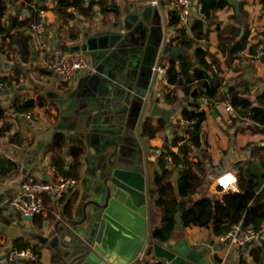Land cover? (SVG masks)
<instances>
[{"label":"crops","instance_id":"obj_1","mask_svg":"<svg viewBox=\"0 0 264 264\" xmlns=\"http://www.w3.org/2000/svg\"><path fill=\"white\" fill-rule=\"evenodd\" d=\"M95 1L94 14L91 19H85L77 14L75 19L65 23L55 9L57 0H35L34 2L37 4L42 3L46 11V18L52 25L44 31H33L30 26L38 19L24 28L25 33L30 37V48L32 49L28 58L23 56L21 48L17 44L18 40L15 43L10 35L0 34V79L7 85L5 90H0V106L6 110L5 118L0 123V156L14 164L7 174L0 175V264H29L24 259L10 262L6 258L9 248H20L23 243H28L29 247L42 254L41 264H65L66 261L63 258L65 250L57 230L59 218L62 215L66 218H78L82 214L83 206L92 196L96 182L94 181L95 169L99 162L97 161L96 138L86 141L83 135L80 137L81 130L75 129L72 121L65 120L64 113L70 109L71 96L75 91L81 89L82 78L93 67L91 58L81 47L90 44L84 34L89 32L90 36H93L99 30L116 28L115 26L120 23L128 3L126 0ZM169 1L161 0V6H158L160 24L168 28V41L171 42V45L185 49L188 54L186 56L178 55L177 60L169 61L167 56L161 59L160 64L165 69V73L158 74L155 90L158 91V100L164 108L169 109L177 104H180L181 107L171 118L174 122L171 129L163 118H144L139 131L144 141L143 144L147 148L150 186H153L154 174L164 172L158 158L163 146L167 142L172 145V139L175 136H181L182 139L178 144L173 145L172 149L179 154L182 160L176 165L171 157H167V167L172 170L169 178L175 185V192L178 190L181 172L187 167V161L193 160L200 163V169H196L195 172L201 178L202 183L196 192L183 199L181 205L184 203L187 208L204 195L217 198L223 194L236 192L235 190L221 192L215 186V177L222 172L232 170L242 179L249 173H253L250 172L253 166L257 168L254 173H259L260 170L264 172V132L252 131L249 125H252L253 121H244L237 111L235 116L228 115L226 106L229 102L221 99L208 101L204 97L200 98L201 109L205 111L206 117L197 131L193 128L194 121L190 122L183 118L182 110L188 107L192 98L184 92L187 84L169 83L168 68L174 64L179 68L178 63L181 57L193 59L194 47L187 49L177 44L181 38L178 28L185 29L187 38L194 39L197 44L209 47L210 52L206 60L214 63V69L217 72L221 69L220 72H222L225 81L235 78L232 79V82L243 83L240 88L248 90L252 96L264 90V56L256 60L255 63H251L248 60V50H246L241 53L243 56L241 63L234 64L238 67L237 70L229 68V66L226 67L228 50H224L223 47L233 41L234 35L242 36L245 31L240 21L234 17L236 9L227 5L226 8L217 11L216 18L209 24L210 32L206 37L205 32L200 33L194 24L195 18L199 16L196 15L195 10L189 26L180 23L178 25L170 24L174 12L168 6ZM238 1L245 4V21L249 24L251 32L253 28L258 29L257 31H264V0ZM2 2L7 10L3 21L15 16L20 19L32 17L34 11L26 0L12 2L2 0ZM73 34L76 36L72 37ZM74 53H82L90 67L77 73L71 83L64 84L51 66L62 56L74 55ZM229 69L233 71V74H228ZM179 77H181L180 72ZM201 79L197 78L196 82ZM31 100L36 106L30 110H23L22 104ZM92 107L95 117L101 114L107 115L105 123L113 128V133L121 132L120 127L125 124V128L130 126L127 128L129 132H132L130 136L138 138L135 132L139 122H137L135 111L132 115H130L131 111L128 112L127 117L124 116V123H122L119 120L120 116L111 106V101L106 102L101 99ZM28 113H31V117L27 116ZM146 120H150L155 126L160 125V121H163L164 125L161 124V129L156 135L150 137L149 134L144 133L143 126ZM81 121L78 122L80 128H82ZM52 128H55V131L52 138L46 142L47 133ZM57 132L64 134L68 143L81 138L85 144L84 152L79 157L77 164L72 157L67 155L68 144L59 151L65 163V168L60 167V169L65 175L78 181L79 186L75 192L65 193L57 201H53L50 196L46 195L45 211L31 219L25 218L13 209L10 201L18 195L25 179L28 177L47 179L49 167L57 165L52 162L51 153L48 151L49 144ZM245 169H248V174L245 173ZM243 183L240 181L237 188L239 189ZM263 187L264 183L261 188ZM74 196H76V204L69 216L65 213V209ZM156 210L159 211L157 207ZM214 234L207 228L193 226V228H185L184 236L190 244H197V248L205 250V247L213 241ZM216 235L219 241L220 234ZM254 246L262 248L261 264H264V235L248 247L234 249L225 264H241V262L256 264L250 253ZM224 248L221 253L211 255L209 260L225 255L226 247ZM144 258L147 257L142 259ZM147 259L154 263L158 261L157 259Z\"/></svg>","mask_w":264,"mask_h":264},{"label":"water","instance_id":"obj_2","mask_svg":"<svg viewBox=\"0 0 264 264\" xmlns=\"http://www.w3.org/2000/svg\"><path fill=\"white\" fill-rule=\"evenodd\" d=\"M126 1L116 28L99 30L93 36L84 34L90 44L81 47L93 67L82 78L81 89L71 96L70 109L64 113V119L81 130L80 137L86 141L96 138L99 162L95 187L82 214L59 218L63 258L65 264H138L143 257L170 264H212L207 250L190 244L184 236V203L175 215L177 221L169 237L163 240L153 236L158 227L157 210L150 198L148 153L139 127L144 118H163L170 129L174 125L171 118L181 105L169 109L160 105L154 66L160 67L164 56L177 60L178 55L188 52L168 41V28L159 21L161 0L157 5L153 0ZM228 1L240 13V2ZM200 2L194 0L196 15ZM101 99L111 101L122 123L128 112L132 115L135 111L138 138L130 136V126L125 128L124 124L121 132L113 133L105 123L107 115L94 116L92 106ZM54 131H48L46 142Z\"/></svg>","mask_w":264,"mask_h":264},{"label":"trees","instance_id":"obj_3","mask_svg":"<svg viewBox=\"0 0 264 264\" xmlns=\"http://www.w3.org/2000/svg\"><path fill=\"white\" fill-rule=\"evenodd\" d=\"M26 1L34 11L32 17L20 19L18 16H15L3 21L7 10L2 0H0V34L10 35L12 41L15 43L18 40L17 44L21 48L23 56L28 58L31 55L32 49L30 48V37L25 33L24 28L39 19V10L44 9V6L42 3L37 4L34 2L35 0ZM95 3V0H57L55 9L63 21L68 23L75 19L77 14L83 16L85 19H91L94 14L93 6ZM200 4L203 6L202 12L205 18L196 17L194 24L198 27L200 33L205 32L206 37H208L210 32L209 24L216 18L217 11L226 8L227 5L236 9L228 0H201ZM240 4V13L236 11L234 17L244 27V34L242 36H239V34L234 35L233 41L223 47L224 50H228L226 67L229 66V68L231 67L235 70L238 67L234 66V64L236 62L240 64L241 60H243V56H241L242 52L248 50L249 55H255L259 46L264 44L260 37L261 34L264 35V31L251 32L249 24L245 21V4ZM70 9L73 11H70ZM172 16L170 24L178 25L177 15L174 13ZM178 32L181 35L177 43L178 45L187 49L194 47L193 59L181 57L178 63L179 68L175 64L170 65L168 68L169 83L187 84L184 92L192 98L188 107L182 110L183 118L190 122L194 121L193 128L197 131L206 117L205 111L201 109L200 98L204 97L208 101L221 99L231 103L239 116L249 117L253 121V124L249 125L252 131L264 132V90L252 96L248 90L240 88L243 83L232 82V79L235 78L225 81L222 72H220L221 69L217 72L214 69V63L207 62L206 60L210 52L209 47L197 44L194 39L187 38L186 31L182 27L178 28ZM75 36L73 34L72 37ZM179 72L181 77H179ZM197 78L202 79L196 82ZM35 106L32 100L26 101L22 104V109L30 110ZM5 115L6 110L0 106V123L4 120ZM144 122V133L149 134L150 137L156 135L161 129V124L164 125L163 121H160V125L158 126H155L150 120ZM181 139V136H175L172 139V145H169L167 142L163 146L158 160L164 172L155 173L153 186H150L151 201L161 212V218L153 236L163 240H166L174 230V225L177 221L175 215L179 212L181 203L184 201L183 199L196 192L202 183L201 178L195 172L196 169H200V163L193 160L187 161V167L181 172L178 190L175 192V185L169 178L172 170L167 167V157H171L176 165L181 162L182 159L179 154L175 153L172 149V146L178 144ZM67 144V155L72 157L76 164L84 152L85 144L82 139H76V141L68 143L66 136L61 132H57L49 144L48 151L51 153L52 162L61 168H65V163L59 151ZM13 165L10 160L0 156V175L7 174L13 168ZM240 181L244 183L239 187V192L223 194L217 198L204 195L185 208V211L181 214L184 225L190 228H193V226L204 227L215 234L229 231L232 225L236 223H242V226L246 229H258L264 222V187L261 188L264 183V172L260 170L259 173H249L243 179L239 177ZM75 199L76 196L70 199L71 201L66 206L65 213L69 216H71L75 208ZM29 246L28 243H23L20 248ZM250 253L253 255L256 264H261L262 248L254 246L251 248ZM138 264H159V262L154 263L144 258Z\"/></svg>","mask_w":264,"mask_h":264},{"label":"built area","instance_id":"obj_4","mask_svg":"<svg viewBox=\"0 0 264 264\" xmlns=\"http://www.w3.org/2000/svg\"><path fill=\"white\" fill-rule=\"evenodd\" d=\"M15 1V0H10ZM154 5L158 4L157 0L152 1ZM194 0H170L168 6L177 15L178 21L181 25L189 26L193 19ZM203 6L197 5V14L201 18H205L202 12ZM39 20L30 26L33 31H44L51 27L52 23L46 18V11L44 9L39 10ZM258 29L253 28L252 32H256ZM264 42V35H260ZM264 44L260 45L255 55H249L248 60L251 63H255L264 54ZM52 69L57 72L59 80L64 84H69L74 79L78 71L88 69L90 66L82 53H74V55L62 56L58 61L52 64ZM154 69L159 75L165 73V69L154 66ZM228 74H233L231 69L228 70ZM6 83L0 79V90H5ZM228 115L235 116L236 109L232 104L226 106ZM31 117V113L27 114ZM244 121H252L249 117H242ZM185 123V122H184ZM47 179L42 177H28L23 181L20 187V192L10 202L13 209L17 210L25 218L31 219L35 216L42 214L45 211V196L48 195L53 201H57L65 193H73L77 190L79 182L73 177L65 175L63 171L57 165H51L48 169ZM214 184L221 191L235 190L239 192L237 185L239 183V177L233 171H225L218 174L215 177ZM264 235V222L258 229L251 228L246 229L242 226V223L233 224L231 229L227 232L220 234L219 242L226 247L225 255L219 258L213 257L212 264H225L228 257L231 255L234 249H240L244 246H249L252 242L259 239ZM197 245V244H196ZM195 245V246H196ZM6 258L10 262H16L18 260L26 259L29 264H41L42 254L32 247L16 248L11 247L7 251ZM159 264H170L166 261H157Z\"/></svg>","mask_w":264,"mask_h":264},{"label":"rangeland","instance_id":"obj_5","mask_svg":"<svg viewBox=\"0 0 264 264\" xmlns=\"http://www.w3.org/2000/svg\"><path fill=\"white\" fill-rule=\"evenodd\" d=\"M245 170H246L245 173L248 174L249 173V171H247L248 169ZM256 171L257 168L253 166L250 172L254 173ZM160 216H161V212L156 211L155 217L157 221L160 220L161 218ZM224 249H225L224 245L218 241V236L216 234H214L213 241L205 247V250H207V255H209V257H211V255H217L218 253H221L222 251H224Z\"/></svg>","mask_w":264,"mask_h":264}]
</instances>
